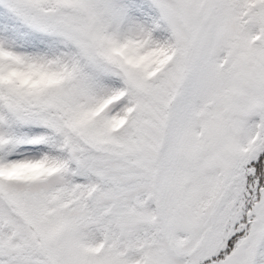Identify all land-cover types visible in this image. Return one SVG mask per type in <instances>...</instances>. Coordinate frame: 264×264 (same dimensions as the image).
<instances>
[{"label": "snow or ice", "instance_id": "1", "mask_svg": "<svg viewBox=\"0 0 264 264\" xmlns=\"http://www.w3.org/2000/svg\"><path fill=\"white\" fill-rule=\"evenodd\" d=\"M0 264H264V0H0Z\"/></svg>", "mask_w": 264, "mask_h": 264}]
</instances>
